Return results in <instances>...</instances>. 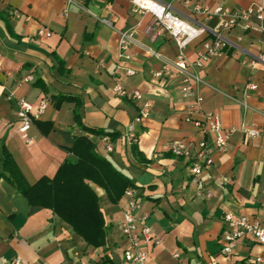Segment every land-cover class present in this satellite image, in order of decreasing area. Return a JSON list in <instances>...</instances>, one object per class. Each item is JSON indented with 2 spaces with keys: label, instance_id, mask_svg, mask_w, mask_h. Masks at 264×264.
<instances>
[{
  "label": "crops",
  "instance_id": "crops-1",
  "mask_svg": "<svg viewBox=\"0 0 264 264\" xmlns=\"http://www.w3.org/2000/svg\"><path fill=\"white\" fill-rule=\"evenodd\" d=\"M160 1L194 24L215 28L218 18L197 13V5L241 8L256 0ZM11 10L21 16H11ZM0 13L4 15L0 17V157L5 140L27 181L35 183L43 176L53 177L66 158L76 159L67 149L74 146L75 137L86 135L102 156L140 188V213H148V224L160 240L147 246L151 264H258L254 259L264 253V246L251 238L239 241L229 255L222 253V245L225 213L264 222V65L259 64L254 74L247 64L264 53V31H231L229 36L238 46L210 59L199 71L205 81L197 87L203 112L217 113L227 127L246 123L261 130L253 138L239 134L227 151L215 153L214 164L201 177L212 192L207 198L198 194L191 181L190 161L174 156L170 143L185 139L197 145L205 139L214 148V135H203L193 120H187L193 113L194 97L183 96L180 75L153 76L163 64L157 54L173 59L179 49L168 32L154 28L156 19L151 12L136 10L133 0H77L75 4L0 0ZM41 28L51 35H39ZM127 29L136 30L143 47L132 45L130 59L121 61L120 31ZM204 37L186 49L190 60L195 59ZM252 79L258 88L245 95ZM117 85L128 93L140 90L142 98L117 94ZM12 92L15 96L9 99ZM54 95L78 99L83 124L101 132L85 131L75 120L76 102L65 101L57 108ZM19 97L34 105L31 143L18 132ZM43 100L47 107L38 113ZM147 106L148 118L136 126L137 154L125 134ZM192 118H202V113H193ZM47 123L52 128L45 133ZM107 135L113 151L107 149ZM93 187L107 230L106 244L97 248L51 209L31 206L22 193L1 179L0 264H12L16 258L21 264H129L124 258L126 240L118 229L127 199L123 196L114 204L103 188Z\"/></svg>",
  "mask_w": 264,
  "mask_h": 264
},
{
  "label": "built area",
  "instance_id": "built-area-1",
  "mask_svg": "<svg viewBox=\"0 0 264 264\" xmlns=\"http://www.w3.org/2000/svg\"><path fill=\"white\" fill-rule=\"evenodd\" d=\"M69 4L77 3V0H67ZM80 1V0H79ZM136 10L149 11L155 19L154 28L159 31L168 32L175 40L179 52L173 59L162 60V67L153 73L155 78L169 77L172 75H180L182 78L181 91L184 97H194V103L191 106L193 113H202V118L194 119L192 115L187 117L188 121H192L203 135H214V148L209 147L205 139L201 140L197 145L188 142L185 139L174 140L170 143L171 153L179 158L188 159L192 167L191 181L198 189V194L204 197H211L212 192L207 189L202 182L203 170L214 164V156L217 152H225L229 148L232 140L239 134L248 138L257 137L261 134L259 127L253 124L242 123L240 126L227 127L223 124L222 118L215 112H203V97L197 94V87L205 83L199 71L204 68L205 64L212 58L226 53L238 46L229 33L235 29H241L243 32L251 30L264 31V0H256L247 6L241 8H229L223 5L215 7L197 5L195 11L204 14L209 18L217 17L218 26L210 28L204 25L194 24L175 13L169 4L160 0H133ZM11 16L20 17V13L15 10L9 11ZM103 22L111 24L107 19ZM39 35H51L50 31L44 28L39 29ZM135 29H127L120 31L119 40V57L121 61L130 59L129 50L132 45H143L135 37ZM210 35L208 39L200 42L196 49V57L190 60L186 55V49L197 39ZM247 64L253 69L254 74L258 72V65H264V53L254 56L247 61ZM129 74H134L133 70H128ZM33 80L32 76L27 77ZM258 83L256 79L250 80L244 89L245 95L251 91L257 90ZM115 91L121 96H131L135 100L142 98L140 90H134L132 93L121 85L115 86ZM15 94L12 92L8 95L9 99H13ZM19 120L18 132L21 137L31 143L33 137L29 132L33 124L34 105L24 97L17 98ZM48 102L43 100L38 109V113H42L47 107ZM244 103V107H245ZM150 110L144 107L134 118L129 126L128 132L125 134L127 144H137L139 141V133L136 126L148 118ZM107 142V149L113 151L110 136L104 137ZM124 197L127 199V206L124 209L123 219L118 224V229L126 240V248L124 258L129 264H151L149 261V253L147 246L150 244H159L160 240L153 234L148 224V213L140 211L143 208V200L140 190L137 186H130L126 189ZM251 238L256 243L264 246V222L255 221L246 215L235 216L228 212L224 215V240L222 245V253L231 254L236 248L239 241L245 238ZM178 256V254H177ZM255 262L264 264V253L255 256ZM21 259L16 258L12 264H21ZM71 264H88L85 261L73 262Z\"/></svg>",
  "mask_w": 264,
  "mask_h": 264
},
{
  "label": "trees",
  "instance_id": "trees-1",
  "mask_svg": "<svg viewBox=\"0 0 264 264\" xmlns=\"http://www.w3.org/2000/svg\"><path fill=\"white\" fill-rule=\"evenodd\" d=\"M0 17L4 18V15L0 13ZM209 36V34L206 35L205 39ZM60 71H64L62 60H60ZM36 84L41 85L42 89L48 92L44 84H40L39 81ZM53 99L57 108L65 101L76 102L75 120L77 124L89 133L101 132L83 124L78 99L69 95H54ZM46 125L45 133H48L52 124L47 123ZM132 148L135 153L140 154L136 144H133ZM67 151L76 159L66 158L53 177L43 176L37 182L30 183L3 140L0 180L4 179L14 186L27 198L31 206L51 209L71 225L88 245L96 248L104 246L107 242V230L99 205V195L93 185L103 188L110 202L114 204L124 196L128 187L136 185L102 156L97 151L94 141L86 135L75 137L74 146ZM138 189L140 190L139 187Z\"/></svg>",
  "mask_w": 264,
  "mask_h": 264
}]
</instances>
